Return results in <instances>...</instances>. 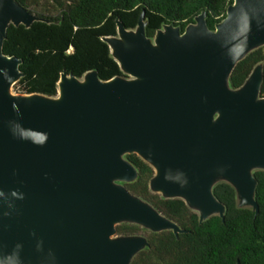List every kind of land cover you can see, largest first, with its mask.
Instances as JSON below:
<instances>
[{"label": "water", "instance_id": "water-1", "mask_svg": "<svg viewBox=\"0 0 264 264\" xmlns=\"http://www.w3.org/2000/svg\"><path fill=\"white\" fill-rule=\"evenodd\" d=\"M39 21L0 0V264H131L148 240L119 237L118 226L188 234L124 187L139 175L128 155L154 170L153 193L184 201L200 224L225 220L221 182L259 214L263 67L238 90L229 80L264 47V0H234L214 31L206 13L153 39L144 13L133 30L118 20L103 42L126 78L64 72L54 98L14 95L23 62L4 53L8 29Z\"/></svg>", "mask_w": 264, "mask_h": 264}, {"label": "trees", "instance_id": "trees-1", "mask_svg": "<svg viewBox=\"0 0 264 264\" xmlns=\"http://www.w3.org/2000/svg\"><path fill=\"white\" fill-rule=\"evenodd\" d=\"M42 21L30 28L10 26L4 53L23 63V78L15 85L19 95L57 96L61 75L67 72L77 79L96 72L103 82L126 78L114 60L106 37L117 36V21L127 30L136 29L145 14L146 35L153 39L166 26L182 33L206 13L211 31L220 24L234 0H16ZM262 65L264 47L249 54L233 71L229 85L238 90L256 67ZM264 98V82L261 90ZM138 171L133 184H123L136 198L149 204L167 220L188 234L176 237L173 232L152 233L146 238L149 247L131 264H264V172H254L258 182L255 200L259 214L251 208H239L235 189L218 183L213 195L226 208L225 220L214 216L200 224L199 215L184 201L167 200L150 189L154 170L137 155L125 157ZM144 230V231H143ZM119 237H135L146 229L122 224ZM148 231V230H147Z\"/></svg>", "mask_w": 264, "mask_h": 264}, {"label": "rangeland", "instance_id": "rangeland-1", "mask_svg": "<svg viewBox=\"0 0 264 264\" xmlns=\"http://www.w3.org/2000/svg\"><path fill=\"white\" fill-rule=\"evenodd\" d=\"M12 93H13L14 95H19V94H16V89H15V86H14V87H13V89H12ZM143 231H144V230H143ZM148 235H149V231H147V230H146L145 234H144V233H142V234L140 235V237L147 238V237H148Z\"/></svg>", "mask_w": 264, "mask_h": 264}, {"label": "built area", "instance_id": "built-area-1", "mask_svg": "<svg viewBox=\"0 0 264 264\" xmlns=\"http://www.w3.org/2000/svg\"><path fill=\"white\" fill-rule=\"evenodd\" d=\"M16 94H17V92H16Z\"/></svg>", "mask_w": 264, "mask_h": 264}]
</instances>
